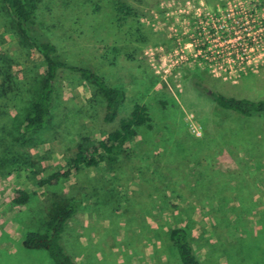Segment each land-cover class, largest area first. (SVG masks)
I'll return each instance as SVG.
<instances>
[{
  "label": "rangeland",
  "instance_id": "obj_1",
  "mask_svg": "<svg viewBox=\"0 0 264 264\" xmlns=\"http://www.w3.org/2000/svg\"><path fill=\"white\" fill-rule=\"evenodd\" d=\"M186 1L197 0H39L38 16L54 27L62 50L125 91L121 117L139 103L153 123L115 164L42 187L83 136L103 138V99L64 75L49 126L23 134L19 125L44 68L0 0V264H53L22 244L28 233L45 232L51 205L74 188L86 203L64 245L79 264H182L169 240L174 227L187 230L203 264H264V117L211 98L215 91L264 99V0H252L260 48L233 72L200 65L197 51L182 49L185 18L198 10ZM16 85L18 96L10 91ZM18 190L31 195L27 204L13 203Z\"/></svg>",
  "mask_w": 264,
  "mask_h": 264
},
{
  "label": "trees",
  "instance_id": "obj_2",
  "mask_svg": "<svg viewBox=\"0 0 264 264\" xmlns=\"http://www.w3.org/2000/svg\"><path fill=\"white\" fill-rule=\"evenodd\" d=\"M2 1L14 19L16 30L24 44L39 53L44 68L39 88L33 98L29 99L19 125L23 134L37 133L49 126L56 105L58 83L64 75L81 78L103 99L100 119L102 125L108 127L103 133V138L98 140L89 135L83 136L72 149L66 166L48 175L39 185L60 186L81 171L98 169L107 162L111 165L118 162L123 147L137 136L140 128L153 129L147 106L137 103L126 117H121V108L126 101L125 91L110 85L93 65L81 62L62 50L50 31L54 27L47 26L38 16L39 0ZM118 11L123 10L120 7ZM14 89L17 91L15 95L18 96V85L10 91L13 92ZM211 98L220 107L242 116L264 117V99H241L215 91L211 92ZM30 197L29 193L18 190L13 203L25 205L30 201ZM85 203L86 196L79 188L67 191L61 200L51 205L45 232L28 233L23 241V248L46 252L53 264H79L65 247L64 236L69 224L80 213ZM169 240L182 264H203L185 228H172Z\"/></svg>",
  "mask_w": 264,
  "mask_h": 264
},
{
  "label": "built area",
  "instance_id": "obj_3",
  "mask_svg": "<svg viewBox=\"0 0 264 264\" xmlns=\"http://www.w3.org/2000/svg\"><path fill=\"white\" fill-rule=\"evenodd\" d=\"M227 2V8L221 10L219 16L213 17L212 14H209L214 13L216 9H214V12L208 10L203 7V3L196 11V15L199 17L206 16L209 19L208 24L203 23L202 25L206 35L213 36V33H215L216 39L212 43L215 47L204 52L207 55L205 59H208L206 60L208 66L216 69L228 67L233 72L237 66L240 67L250 62L251 51L260 48L261 44L255 41L252 36L251 20L253 10H257L258 7L253 4L252 0H227ZM262 10L264 12V6ZM242 18L245 19V22ZM261 41L264 42V34ZM196 45L197 42L189 44L197 51L196 57L199 63V59H202L204 53L198 50ZM240 51H242V54H239Z\"/></svg>",
  "mask_w": 264,
  "mask_h": 264
},
{
  "label": "flooded vegetation",
  "instance_id": "obj_4",
  "mask_svg": "<svg viewBox=\"0 0 264 264\" xmlns=\"http://www.w3.org/2000/svg\"><path fill=\"white\" fill-rule=\"evenodd\" d=\"M203 3V7H205L208 10H211L214 12V9H216L217 13H209L212 14L213 17L219 16L220 11L221 10H225L228 6V2L227 0H215V1H203V0H197L196 4H194L193 6L191 4H193V1H186L185 2V8H189L190 10H192L193 8L198 9L201 4ZM200 5V6H198ZM197 12H193L190 11L188 12V16H186L185 18V23L187 30L186 32L183 34V42L185 44V46L182 49H188L189 47H193V46H189V44H194L197 42L196 48L198 50H201L203 53L207 50L213 49L215 46L212 45L213 42H215V33H213V36H209L206 35L205 32L203 31V23L208 24L209 23V19L206 18V16H197L196 15ZM207 58V55L202 54V59H199V64L200 65H208V63L206 62L205 59ZM214 64V62H213ZM210 65H212L210 63ZM215 65V64H214Z\"/></svg>",
  "mask_w": 264,
  "mask_h": 264
}]
</instances>
